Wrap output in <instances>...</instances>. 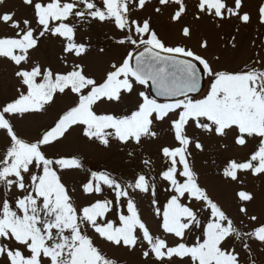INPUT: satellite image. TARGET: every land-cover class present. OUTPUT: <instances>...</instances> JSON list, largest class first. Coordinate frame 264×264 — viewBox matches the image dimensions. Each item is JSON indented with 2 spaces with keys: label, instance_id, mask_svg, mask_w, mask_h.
Segmentation results:
<instances>
[{
  "label": "snow or ice",
  "instance_id": "obj_1",
  "mask_svg": "<svg viewBox=\"0 0 264 264\" xmlns=\"http://www.w3.org/2000/svg\"><path fill=\"white\" fill-rule=\"evenodd\" d=\"M20 2L0 0V264H264V0ZM88 150L120 163L73 183Z\"/></svg>",
  "mask_w": 264,
  "mask_h": 264
},
{
  "label": "rangeland",
  "instance_id": "obj_2",
  "mask_svg": "<svg viewBox=\"0 0 264 264\" xmlns=\"http://www.w3.org/2000/svg\"><path fill=\"white\" fill-rule=\"evenodd\" d=\"M189 5L193 3V0H188ZM255 0H249V6H253ZM7 4V10L15 11L16 12V19H22V18H31V11L25 7L21 6L20 0H6ZM190 18V17H189ZM160 26L163 30H167V22H166V17H162L160 20ZM200 30L206 35H209L211 37V44L212 47L210 49V53L212 51H216L217 49L220 48L221 42L219 41V38L215 34V30L211 28V26L207 25V23H202L200 25ZM230 30L228 26L225 27V33H227ZM8 31L5 26L0 25V33ZM249 33L253 36V38L256 37V32H255V27L249 30ZM11 34V33H9ZM171 35L175 37V32L174 30H171ZM245 40H247V34L245 35ZM190 47H196V41L195 39L191 42H189ZM123 50L122 49H115L113 50V55L118 59L119 56L122 54ZM53 53V47L51 44H45L44 46L41 47L39 53H37L41 58H51ZM241 59V56L237 54L235 57H232L230 65L234 66L235 63L239 62ZM11 69L10 67L3 62H0V82L6 81L9 84L11 83ZM202 89L206 91L207 89V78L205 77L203 79V86ZM145 91H148L149 94L151 95L149 91V87L146 89H143ZM13 94V89L11 87H5L4 91L0 93V101H3L4 99L10 97ZM203 91L199 94H195L194 96L202 95ZM152 96V95H151ZM153 97V96H152ZM159 100V99H158ZM160 102H167L168 100H159ZM58 107H63V102H61ZM56 108H53L47 115L41 116L38 118V120L34 123L30 122H21L18 125V128L20 129L21 133L26 137V138H32L35 136V133L37 129L42 130L45 126L49 125L53 118L55 117L56 113ZM126 111V109H123ZM79 147V141L75 138V134L72 138L71 143L64 149L65 152H72L75 151ZM149 151L152 154V159L155 161L156 166L158 167L160 164V161L156 157V150L155 147L153 146ZM214 158V154H213ZM120 163L119 157L112 155V154H107L104 152H99L96 150H88L86 153V159L84 160L85 168L84 170L80 171L79 173L73 174V176L70 178L73 183H78L81 179L85 177L87 174V171L89 169L91 170H98V171H104L111 169L113 167H117V165ZM129 171V169L124 166V167H119L118 172L119 174L123 175L125 172ZM69 179L66 177V180ZM209 183H215L214 181H207ZM257 186H260V182H256ZM214 196H217L221 199L225 197V193L223 190L217 186V190L213 193ZM160 202H164V193L163 190L161 189L160 192ZM259 206V201L257 204V207ZM141 211L144 215V217L149 221L153 231H156V222L152 218V211L149 207V203L147 200H144L140 203ZM230 211L235 214V209L232 208ZM117 255H120L121 258L123 259V254L122 253H117Z\"/></svg>",
  "mask_w": 264,
  "mask_h": 264
},
{
  "label": "water",
  "instance_id": "obj_3",
  "mask_svg": "<svg viewBox=\"0 0 264 264\" xmlns=\"http://www.w3.org/2000/svg\"><path fill=\"white\" fill-rule=\"evenodd\" d=\"M202 86H203V80H202ZM149 88H150V92H151V94L155 97V98H157V99H161V100H168L169 98H165V97H156V95H155V90L154 89H152L150 86H149ZM193 95H195V94H193ZM182 98V97H181ZM172 99H175V98H172Z\"/></svg>",
  "mask_w": 264,
  "mask_h": 264
}]
</instances>
